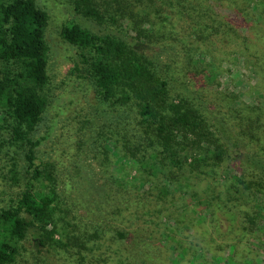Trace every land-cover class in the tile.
I'll list each match as a JSON object with an SVG mask.
<instances>
[{
  "label": "rangeland",
  "instance_id": "rangeland-1",
  "mask_svg": "<svg viewBox=\"0 0 264 264\" xmlns=\"http://www.w3.org/2000/svg\"><path fill=\"white\" fill-rule=\"evenodd\" d=\"M33 1L48 13L43 35L48 83L44 89L46 104L32 132V138L39 140L34 162L52 175L61 199L55 234L60 245L48 251H36L28 235L26 246L14 264H178L181 261V264H193L205 239L212 235L223 238L225 250L226 237L229 239L238 233L242 220L238 208L230 201L232 196L225 207L223 203L213 207L214 219L208 232L205 225L198 224V217L206 213L204 204L193 207L188 198L196 186L187 188L185 195L176 191L166 193L169 187L163 183L161 174L154 176L150 167L142 168L131 162V156L136 158L145 152L147 143L139 142L136 125L139 116L134 108L117 110L101 99L93 81L87 77L86 64L78 60L79 50L61 38L60 29L68 22H75L97 34L110 33L126 40L129 36L138 37L148 46L152 57L157 58L158 70L166 78L173 97L188 100L202 110L212 127L221 123L219 128L223 126L234 137L238 128L243 127L246 133L241 137L246 142L251 138V143L240 147V155L227 161L237 166L245 158L264 161V134L257 141V136L251 134L254 128L250 130L245 121L237 117L234 122L238 128L229 125L234 110H238L239 116L243 110H252L253 114L262 111L264 116V83L258 70L260 58L251 53L255 48L257 54H264L262 49L257 50L261 45L256 43V34L243 31L245 22L238 25L227 22L220 14V23L215 29L209 28L212 24L209 20L205 23L208 26L203 25L195 32L203 38L211 31L207 36L213 35V39L208 40L206 36L200 43L189 38L191 43H187L184 36H188L189 29L182 36L169 33L170 26H166L162 31L167 35L156 42L148 36L159 33L156 29L162 24L148 22L152 17L157 21V6L159 1L164 4L163 0H130L136 4L139 14L119 23L106 22L103 18L96 21L78 13L72 0ZM188 1L193 3L192 0L180 2ZM203 1L194 3L207 17L200 5ZM108 2L105 0L104 5ZM110 4L112 10L118 7L115 0ZM254 12L258 18L257 11ZM131 22L139 27V35L127 28ZM161 22L168 23L164 17ZM230 25L237 28L236 34L228 31ZM193 44L199 49L192 53L196 49L191 47ZM76 61L83 66L81 73L73 71ZM190 64L196 65L199 73ZM3 124L0 121V126ZM0 133L3 139L0 152L2 208L15 202L29 168L24 156L26 144L14 143L5 129H0ZM233 142L230 137L229 143ZM232 149L237 155L239 148L233 146ZM242 169L252 180L255 175L262 177L259 166ZM14 173L16 181L12 178ZM212 190L214 193L206 199L213 194L217 197L215 189ZM203 233L207 236H202ZM239 258L244 264L259 263L253 250L241 252Z\"/></svg>",
  "mask_w": 264,
  "mask_h": 264
},
{
  "label": "trees",
  "instance_id": "trees-1",
  "mask_svg": "<svg viewBox=\"0 0 264 264\" xmlns=\"http://www.w3.org/2000/svg\"><path fill=\"white\" fill-rule=\"evenodd\" d=\"M113 1L104 5L105 0H72V4L78 13L96 21L103 18L106 22L119 23L139 14L135 10L136 4L130 0H115L118 7L112 10L110 2ZM180 1L183 0H163L164 4L159 1L157 21L150 14L152 18L148 23L159 22L162 26L156 29L159 33H152L148 39L160 42V37L167 35L162 28L170 26L168 32L177 35L186 34L189 29L188 36L182 35L187 43H191L190 39L202 43L211 31L203 38L195 32L209 20L212 22L209 28L215 29L221 14L227 22L237 25L245 22L243 31L254 32L256 43L261 45L257 50L264 51V0H208L216 4L204 0L200 5L207 17L197 10L196 0L184 4ZM161 17L168 23H162ZM225 20L222 22L227 23ZM47 21L48 13L33 0H0V121L4 123L0 129L7 130L14 143L26 144L24 156L29 168L15 202L0 208V264L16 262L28 235L36 251H48L60 245L55 234L56 212L60 209L61 199L52 175L34 162L39 140L32 138L46 104L47 47L43 35ZM127 28L140 34L139 27L132 22ZM236 29L230 25L228 31ZM60 36L79 50L78 60L86 64L87 77L93 81L101 99L117 110L134 108L139 116L136 124L139 142L147 143L145 152L136 158L131 156V162L142 168L150 167L154 176L161 174L163 183L169 187L166 193L176 191L185 195L187 188L196 186L188 198L193 207L204 204L206 213L204 217H198V224L205 225L208 232L214 219L213 207L222 203L225 207L232 196L230 201L242 216L238 233L229 239L226 237L225 250L223 238L207 237L193 264H244L239 254L250 250L258 255L257 264H264V161L251 157L241 159L238 166L227 162L240 155V147L251 143V138L246 142L241 137L246 131L243 127L238 128L234 119L244 120L250 130L254 128L255 132L251 134L260 141L264 134L263 112L253 114L252 110H243L239 116L238 110H234L229 123L239 130L234 137L223 126L219 128L221 123L212 127L202 110L191 102L170 94L166 78L158 70L157 58L152 57L148 46L138 37L129 36L126 40L110 33L97 34L75 22L64 24ZM213 38V35L207 36L208 40ZM191 47L196 48L192 53L199 49L196 44ZM251 53L260 58L258 70L264 83V54H257L255 48ZM79 62H75L73 71L81 73L83 66H79ZM191 66L199 73L196 65ZM230 137L234 141L232 144ZM2 146L0 136V152ZM233 146L239 148L237 155L231 152ZM252 165L262 168V177L255 175L252 180L245 176L242 167L249 169ZM215 177L220 178L219 182ZM12 178L17 180L15 173ZM211 187L217 197L213 194L208 200L206 197L214 193Z\"/></svg>",
  "mask_w": 264,
  "mask_h": 264
}]
</instances>
